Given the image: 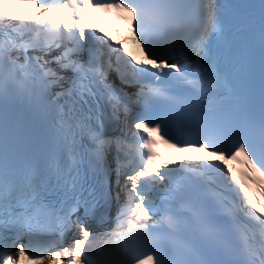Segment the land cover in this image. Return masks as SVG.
<instances>
[{
    "label": "snow or ice",
    "instance_id": "1",
    "mask_svg": "<svg viewBox=\"0 0 264 264\" xmlns=\"http://www.w3.org/2000/svg\"><path fill=\"white\" fill-rule=\"evenodd\" d=\"M262 198L264 0H0V264H264Z\"/></svg>",
    "mask_w": 264,
    "mask_h": 264
}]
</instances>
